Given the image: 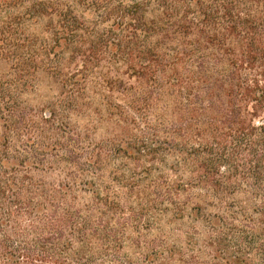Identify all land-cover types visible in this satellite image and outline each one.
<instances>
[{"label":"trees","instance_id":"obj_1","mask_svg":"<svg viewBox=\"0 0 264 264\" xmlns=\"http://www.w3.org/2000/svg\"><path fill=\"white\" fill-rule=\"evenodd\" d=\"M1 4L15 28L0 42L11 82H0V264H132L128 243L170 259L140 235L168 210L201 219L214 264H264V0ZM25 18L44 20L42 38L22 36ZM40 76L58 94L32 120L12 96ZM105 117L118 130H153L152 144L105 152L74 131ZM8 134L25 136L21 160ZM113 157L168 161L171 176L137 191L138 179L106 174ZM39 170L63 180L30 176Z\"/></svg>","mask_w":264,"mask_h":264},{"label":"rangeland","instance_id":"obj_2","mask_svg":"<svg viewBox=\"0 0 264 264\" xmlns=\"http://www.w3.org/2000/svg\"><path fill=\"white\" fill-rule=\"evenodd\" d=\"M6 6L8 5H0V42L4 37L3 33L1 34L3 29L12 32L13 28H15V25L10 21L11 12ZM25 6L26 5L22 4L18 8H22L21 12H23L25 11ZM20 28L23 33L22 36L24 37L37 36L38 38H42L43 31H45V22L44 20H39L34 23L28 18H25V20L22 21ZM12 49L14 48L11 45L6 46V50L11 51ZM7 72L8 65L0 60V82L11 83L9 80V73ZM35 80L36 82L33 83L32 86L26 85L22 93L20 92L19 95L15 94L12 96L19 99V103L26 109V115L31 117L30 119L32 120H37L39 116L46 114L47 104H50L58 94L56 87L57 84L52 79L47 76H40L39 78L35 77ZM74 131L83 136H88L89 140L95 145V147L101 148L105 150V152H113L114 150L117 151L122 148H130L131 150H134L144 148V144H147L148 146L152 144V142L150 144V140L152 139L146 133H150L153 130H118L112 125L109 117H105L96 122V124L93 125V130ZM32 138L35 141V133H32ZM8 140V154L13 158L16 157L21 160L23 158L22 156L25 155V152L21 151L25 136L20 134V137L16 139L13 137V134H8ZM156 162L157 164L147 163L146 160L143 159L140 164L136 165V163H132V160L128 161L121 159L120 157H113L108 162L104 171L107 175L109 174L110 177V173L116 172L118 180L123 182L130 181V183H132L134 180L138 179L140 188L137 187L136 190L150 193L152 192L151 189H153V186L150 188L151 184L157 183L161 178L171 176V173L168 170V161L163 164L161 163V159L159 161L157 158ZM48 167L49 165L45 166V168ZM20 176L21 175H18V178H20ZM30 176L34 179L44 180L46 183H52L55 186L63 180V177L58 171L50 170L34 171ZM15 179H17V176ZM81 198V201H87L89 196L83 194ZM184 214H188V212H185ZM188 216L185 215L183 218H178L168 210L159 216L154 215L148 223H146V221L141 223L142 229L140 235L142 238V244L148 243L153 250L155 248H160L167 250V253L169 251L171 256L170 259H168L169 254L167 255L164 253L158 258L154 256L153 260H149V253H147V250H136L130 243L126 245L124 250V253H126L125 255H127L126 258L131 260L132 264H183L184 260L187 259V256H192L194 254L198 255V253H200L199 262L201 264H214L212 258H210L211 255L209 256L210 250L205 244L209 235L205 224H203L199 217L195 220H191V216ZM22 225H27V222H23ZM127 235L132 236V233L128 230ZM189 243L193 244L194 252L192 249H189ZM160 258H165V261H162ZM103 264L110 263L105 262ZM118 264L125 263L120 261ZM249 264H259V261L252 258L249 261Z\"/></svg>","mask_w":264,"mask_h":264}]
</instances>
